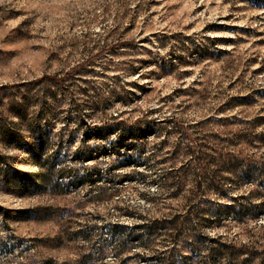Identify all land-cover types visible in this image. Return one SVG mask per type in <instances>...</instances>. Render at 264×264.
<instances>
[{
    "label": "rangeland",
    "instance_id": "rangeland-1",
    "mask_svg": "<svg viewBox=\"0 0 264 264\" xmlns=\"http://www.w3.org/2000/svg\"><path fill=\"white\" fill-rule=\"evenodd\" d=\"M201 143L264 170V0H0V264H152L153 220L264 208L244 165L197 190Z\"/></svg>",
    "mask_w": 264,
    "mask_h": 264
},
{
    "label": "trees",
    "instance_id": "trees-1",
    "mask_svg": "<svg viewBox=\"0 0 264 264\" xmlns=\"http://www.w3.org/2000/svg\"><path fill=\"white\" fill-rule=\"evenodd\" d=\"M197 148V153L199 155L200 169L202 170V175L196 181V188L199 191L201 185L204 182L209 181L212 188L218 192V196H224L223 187L216 182L218 180H226L227 178L223 176L222 171L235 172L238 167L242 165L246 166L252 175L258 176L260 193H264V170L259 167H255L250 164H245L242 159H240L239 154L233 152L232 150L226 152V154L215 152V157H210L208 150H215L212 146L205 144H195ZM241 153V150H238ZM6 160H2L3 164ZM248 161V160H247ZM208 162V163H207ZM251 163V161H248ZM215 163V165L213 164ZM214 176L213 180L207 177L206 170L212 169ZM254 176V178H255ZM213 177V176H212ZM230 177V176H229ZM255 185H258L256 183ZM195 195V194H194ZM232 198V204L222 205L220 202L217 204V209L211 213L207 212V207H200L193 210H185L184 213L175 214L169 218L155 219L151 223L152 230H164L166 231L167 237L169 238L168 246L161 254H153L148 256V260H152V264H264V247H257L256 245H249L243 242H236L228 239L226 235L216 234L211 235L210 232L197 231L203 229L209 221H217L222 216L229 217V219L235 221L237 224H248L249 220H255L256 227L259 231L264 230V223L260 222V217L263 215L264 208H257V203H250L249 205H237L236 198L238 196H230ZM195 200V197L193 198ZM192 200H189V202ZM198 204L200 203L196 200ZM219 211V215L217 214ZM197 219V223L193 227V236L190 238L189 242L183 246H178L176 242L180 236H186L187 220H191L190 217ZM216 219V220H215ZM168 244V245H169ZM189 248L192 252L191 255L187 254L184 250ZM195 254V256H194ZM196 258L193 263L189 262L190 259ZM155 261V262H154Z\"/></svg>",
    "mask_w": 264,
    "mask_h": 264
}]
</instances>
